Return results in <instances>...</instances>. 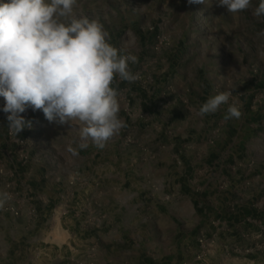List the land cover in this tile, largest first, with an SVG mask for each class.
<instances>
[{
	"label": "rangeland",
	"instance_id": "obj_1",
	"mask_svg": "<svg viewBox=\"0 0 264 264\" xmlns=\"http://www.w3.org/2000/svg\"><path fill=\"white\" fill-rule=\"evenodd\" d=\"M218 2L78 0L77 16L99 20L113 46L138 57L129 67L139 79L113 82L120 94L119 117L127 126L103 149L91 140L80 149L78 125L49 122L42 110L29 107L21 115L32 127L16 135L0 97V192L11 196L0 209V264H264V16L254 17L252 9L231 14ZM259 2L252 0V8ZM225 91L231 92L228 103L242 112L232 118L240 132L233 128L228 136L241 137L263 153L245 156L243 168L252 172L245 190L237 186L227 195L222 189L218 202L212 193L203 199L195 192L187 195L207 204L208 218L230 215L237 225L218 223L216 232L210 224L196 231L197 244L173 241L171 253L152 261L138 253L131 229L123 232L113 197L108 204L100 200L103 188L109 176L120 173L127 200L140 203L139 210L148 207L151 197L137 194L131 183L140 170L137 161L168 154L170 143L183 153L193 151L190 145L199 136L183 127L184 114L193 119L209 97ZM204 130L210 137L218 134ZM192 155L209 162L207 156ZM158 164V174L164 175L163 162ZM234 180L244 178L229 179ZM226 182L222 179V186ZM178 194L171 188L170 200L188 199ZM214 234L223 241L219 252L212 247Z\"/></svg>",
	"mask_w": 264,
	"mask_h": 264
},
{
	"label": "clouds",
	"instance_id": "obj_2",
	"mask_svg": "<svg viewBox=\"0 0 264 264\" xmlns=\"http://www.w3.org/2000/svg\"><path fill=\"white\" fill-rule=\"evenodd\" d=\"M204 4L205 0H189ZM218 6L238 14L252 9L264 16V0L252 8V0H219ZM78 0H8L0 3V97L8 127L18 134L31 128L22 113L42 110L49 122L79 126L80 149L88 141L103 149L126 123L119 117L118 77L129 83L139 79L129 65L138 63L131 53L122 54L110 43V33L97 19L77 16ZM231 92L211 96L198 109L203 117L227 104ZM240 108L231 104L225 120L239 119ZM73 156L76 149H67ZM11 199L0 192V209Z\"/></svg>",
	"mask_w": 264,
	"mask_h": 264
},
{
	"label": "crops",
	"instance_id": "obj_3",
	"mask_svg": "<svg viewBox=\"0 0 264 264\" xmlns=\"http://www.w3.org/2000/svg\"><path fill=\"white\" fill-rule=\"evenodd\" d=\"M230 104L221 105L210 122L204 120L206 115L202 119L196 113L192 119V114H184L183 127L195 129L199 136L190 145L194 149L193 151L183 153L176 143H170L168 154H156L152 157L153 159L137 161L140 170L135 171L136 176L131 183L136 188L137 194L144 193L151 197L150 205L143 207L145 209L139 210L138 205L140 203L133 204L127 200L120 173L109 176V185L103 188L104 193L102 194L104 195L100 200L103 198V203L108 204L113 197L114 211L119 215L123 232L131 229L133 236L138 237L139 243L136 248L139 254L145 252L144 256H150L152 261L158 260L173 251L171 248L173 241H182L187 246L194 242L197 244L195 240L196 231L205 229L210 224H213L216 232L220 230L217 227L218 223L227 226L237 225L235 217H230V215L228 218L219 216L216 221L208 218L207 204L203 207L200 200L196 204V199L192 200L187 195V193L195 192L199 199H203L212 193L218 202L222 199L220 197L222 189H226L228 195L229 192L231 194L236 192L237 186L245 190V186L249 185L248 181L252 177V172L250 169L243 168L246 163L245 156L249 157L251 153L261 155L263 151L257 147H252L241 137L228 136L227 132L230 129L236 128V133L240 132L239 123L235 124L232 119H224ZM202 129L214 133L218 130V134L210 137L209 133L201 132ZM219 130L222 133L219 134ZM205 134L207 138H205ZM175 148L178 149L179 154L174 153ZM192 152L200 154L201 157H209L208 164L193 155L190 156ZM237 155L242 157L239 158ZM160 161L163 162L164 175L158 174ZM240 166L242 169L238 170ZM253 172L258 173V170H253ZM235 178H244V180H241L240 183H236V180L229 181V179ZM222 179H227V182L223 184L224 186L221 184ZM57 180L63 182V177L58 176ZM234 183H236L235 187L233 186ZM171 188L179 193L178 197H182L180 195L183 194L188 196V199L170 200ZM56 209L59 222L63 224L62 215L59 214L60 206H57ZM65 218L67 219V216ZM244 222L242 220L239 223ZM241 235H245L243 231ZM213 237L215 240L212 247L214 251L219 252L223 241L219 240L216 234ZM144 246H146L145 249ZM122 264H129V262L124 261Z\"/></svg>",
	"mask_w": 264,
	"mask_h": 264
},
{
	"label": "built area",
	"instance_id": "obj_4",
	"mask_svg": "<svg viewBox=\"0 0 264 264\" xmlns=\"http://www.w3.org/2000/svg\"><path fill=\"white\" fill-rule=\"evenodd\" d=\"M198 240H199L200 244L204 243V239L202 237H200Z\"/></svg>",
	"mask_w": 264,
	"mask_h": 264
}]
</instances>
